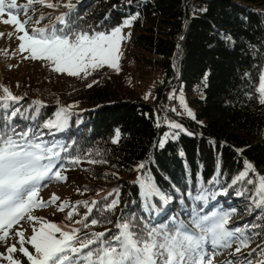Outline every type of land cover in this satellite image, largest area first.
I'll use <instances>...</instances> for the list:
<instances>
[{"label":"trees","instance_id":"16d2710c","mask_svg":"<svg viewBox=\"0 0 264 264\" xmlns=\"http://www.w3.org/2000/svg\"><path fill=\"white\" fill-rule=\"evenodd\" d=\"M71 3V19L82 17L78 22L85 28L89 25L95 28L101 22L103 27L115 25L130 13H140L132 26L118 74L105 66L87 79L67 77L57 81V74L49 68L44 78L24 83L18 94L25 97L22 104L42 100L47 105L42 113L47 117H52L61 106L76 105L71 109L69 127L57 133L56 138L74 141L77 150H91L87 159L107 161L93 164L85 159L63 173L66 176L77 171L87 177L81 198L70 205L99 199L96 193L100 189L105 192L119 189L120 206L108 214L113 224L86 231L115 232L114 223L121 212L135 211L139 216L140 200L134 181L149 169L156 184L174 196L177 189L185 192L189 187V171L193 192L198 175L206 188L213 187L208 181L214 177L218 162L220 179L225 183L243 169L245 160L254 165L257 175L264 176V105L248 98L253 82L264 70V0H132L131 4L126 0H71ZM67 11L61 7L59 13ZM225 37H231V43ZM134 71L141 81L154 75L161 80L155 88L154 104L144 102L136 88L128 84ZM93 81L96 83L91 88L86 86ZM170 89L177 93L182 90L194 108L196 120L181 115L177 121L196 135L180 134L159 149L156 145L169 128L157 127L156 121L160 103ZM117 129L119 141L113 144ZM97 152L101 155L97 156ZM141 162L146 167L138 173L134 168ZM246 186L251 191L253 186ZM238 187L230 189L227 195L217 196L204 211H212L214 207L234 208L237 214L230 218L228 226L257 225L246 230L260 233L255 242L264 241V213L249 210V193L237 196ZM159 204L157 201L158 207ZM191 207L187 199L184 205L173 199L154 219L162 221L177 216L187 222ZM78 211L80 214L74 215V220L81 219L86 210L81 206ZM259 258L253 264H258ZM23 262L29 264L27 260Z\"/></svg>","mask_w":264,"mask_h":264},{"label":"snow or ice","instance_id":"6c2138e0","mask_svg":"<svg viewBox=\"0 0 264 264\" xmlns=\"http://www.w3.org/2000/svg\"><path fill=\"white\" fill-rule=\"evenodd\" d=\"M126 3L131 4L132 0H126ZM34 5L49 9L64 7L69 11L48 14L47 17L41 13L37 17ZM72 8L71 0L66 3L62 0H56V3L50 0H26L23 4H18L17 0H0V17H7L0 19V23L11 25L18 34L17 51L28 54L23 59L46 62L55 73L87 79L93 72L107 66L118 74L119 61L123 56L121 43L131 36V33L125 34L123 29L131 28L140 13H130L115 25L103 27L101 22L95 28L91 25L85 28L78 22L82 17L75 21L71 19ZM30 11L32 15H29ZM21 14L25 17L23 20L20 19ZM46 18L49 23L40 26ZM30 24L32 27L29 29ZM4 35L0 32V37ZM7 35L11 38L12 33ZM225 39L231 43V37ZM3 54L9 55L7 51ZM15 55L12 53L13 58ZM244 75L248 77L249 74ZM93 83L96 81L86 86L91 88ZM0 92V243L6 245V252L0 253V261L23 264L15 258L14 254L19 252L29 264H211L212 257L208 256L206 250V245L210 243L214 252L235 245L229 255L236 259L226 261V264H253L257 256L260 257L258 264H264V241L251 251H244L260 235L246 229L257 225L229 227L230 218L237 214L234 208L214 207L212 211H204L210 201H215L219 195H227L230 189L239 185L235 194L243 196L249 193V210L264 213V176L257 175L254 165L247 160L243 169L227 183L220 179L218 162L214 177L208 181L213 187L206 188L198 175L195 192L189 171V187L185 192L177 189L175 196L156 184L150 169L141 173L146 166L144 162L139 163L134 170L141 174L134 183L138 187L140 215L137 216L135 211L121 212L114 223L115 232L86 230L113 224L108 214H113L120 206L118 188L107 192L98 190L96 196L99 199L76 202L75 205H70L69 201L60 203L59 211L71 207L66 215V220L71 223L56 224L35 217V209L56 205L60 199L56 194L45 202L39 198V192L53 181H66L63 173L69 166L80 165L85 159L93 164L107 161L87 159L91 156V150H77L74 141L56 138L57 133L69 127L73 115L71 109L76 105L61 106L52 117H47L42 113L47 106L42 100L34 99L22 104L25 97L13 94L2 84ZM248 98L264 105V70L253 82ZM168 99L176 100L182 109V112H177L173 106L169 109L172 113L196 120L182 90L177 94V90L173 89ZM156 123L159 127V117ZM166 126L171 131L165 132L158 141L156 146L159 149H163L169 140L178 139L180 134L196 135L176 120H166ZM119 137L117 129L111 142L118 143ZM96 155L101 154L97 152ZM180 155H184L183 151ZM250 173L254 175L250 176ZM246 185L253 186L251 191ZM173 199L181 205L185 204V199L191 201L188 221L177 216L156 221L154 218L159 216L160 209ZM157 201L160 202L159 207ZM81 206L86 210L84 215L73 221V216L80 214L78 209ZM21 221L35 222L30 236L25 237V232L20 229L12 232ZM13 237L18 239L15 243H8ZM26 245H30L34 252L29 251Z\"/></svg>","mask_w":264,"mask_h":264},{"label":"rangeland","instance_id":"374dc122","mask_svg":"<svg viewBox=\"0 0 264 264\" xmlns=\"http://www.w3.org/2000/svg\"><path fill=\"white\" fill-rule=\"evenodd\" d=\"M50 2L56 3V0H50ZM62 2H67V0H62ZM18 4L26 3V0H17ZM37 9L36 16L38 17L41 13L45 14L47 17L48 14L57 15L60 12L61 7L57 9H49L43 7L41 5H34ZM29 15H32L31 11ZM7 18L6 16L0 17V19ZM25 17L21 14L20 19L23 20ZM35 18V17H34ZM49 23V20L46 18L41 22L40 26H44ZM32 25H28L30 29ZM131 28H124L123 32L125 34L131 33ZM0 32L5 33L3 37H0V84L3 86L8 87L13 94L17 95L21 92V88L25 83L35 82L38 79L44 78L49 71V66L46 62L43 61H33L31 59H23L24 55H28L27 53L20 54L18 49L19 40L17 39V33L15 32L14 28L11 25H4L0 23ZM8 33H12L11 38L7 35ZM130 39V38H129ZM129 39L122 41L120 46V51L124 54L126 45ZM12 48L11 50H9ZM7 51L9 53L8 56H4V52ZM12 53H16L15 57L13 58ZM123 57V56H122ZM121 57V59H122ZM121 59L119 61L120 64V71L122 70ZM111 69V68H110ZM115 72L113 69H111ZM55 76L57 81L65 79L68 76L67 74H58ZM128 84L132 88H136L138 95L141 99L149 104H154L155 102V88L161 84V80L157 78L156 75L152 76L151 78L141 81L139 78V74L134 71L133 75L128 79ZM19 85V87H17ZM180 92V91H179ZM179 92L177 94H179ZM183 92V91H182ZM166 93V92H165ZM2 95V92H0ZM148 96L145 99V96ZM184 99L189 106L190 110L194 113V108L191 107L187 100L186 96L183 92ZM177 102V101H176ZM177 106L178 102H177ZM182 111V109H181ZM183 115V114H182ZM186 116V115H184ZM185 127V125H184ZM186 128V127H185ZM171 131L168 129L166 132ZM67 180L64 182L53 181L49 184L48 187L42 188L39 192V198L42 201H48L53 194H56L60 199L56 202V205H50L46 208H39L35 209L33 215L38 218H44L46 221L56 224H64V223H71L66 220L67 212L71 210V208H66L64 211L58 210V205L63 201H69L70 203L77 201L82 196V188L84 187L87 177L84 174H81L77 171H70L66 175ZM79 190V192H78ZM73 221H75L73 219ZM35 224V222H27L21 221L19 225L14 226L12 232H15L17 229L23 230L25 232V237L30 236L31 228ZM11 235V233H10ZM16 239L13 237L8 241V243H15ZM260 241L255 242L250 248L244 249L245 252L251 251L252 248H255ZM29 248V251L34 252L30 245H26ZM235 245L232 248L228 249H217L215 252L213 251L210 243L206 245V250L209 257H212L211 264H226V261L236 259L235 256H230L229 253L234 251ZM6 252V245L4 243H0V253ZM15 258L18 260H27L24 258L19 252L15 253ZM0 264H6L4 261H0ZM24 264V262H23Z\"/></svg>","mask_w":264,"mask_h":264},{"label":"built area","instance_id":"2783aa9c","mask_svg":"<svg viewBox=\"0 0 264 264\" xmlns=\"http://www.w3.org/2000/svg\"><path fill=\"white\" fill-rule=\"evenodd\" d=\"M172 92V90L166 91V98L163 103V106H159V109L161 110V126H166V120H178V118L181 116H177L175 113H172L169 109L174 106V100H169L168 96ZM177 109V112H182L179 106H175Z\"/></svg>","mask_w":264,"mask_h":264},{"label":"bare ground","instance_id":"6f19581e","mask_svg":"<svg viewBox=\"0 0 264 264\" xmlns=\"http://www.w3.org/2000/svg\"><path fill=\"white\" fill-rule=\"evenodd\" d=\"M165 98H166V93L164 94V97H163V99H162V101L160 103V106H163V103L165 101ZM174 106H177L176 100H174ZM159 122H160V125H161V110H160V114H159Z\"/></svg>","mask_w":264,"mask_h":264}]
</instances>
